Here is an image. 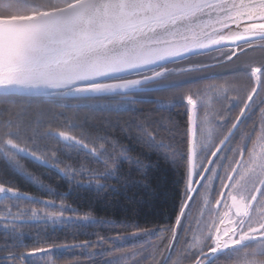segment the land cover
<instances>
[{
	"label": "snow or ice",
	"instance_id": "6c2138e0",
	"mask_svg": "<svg viewBox=\"0 0 264 264\" xmlns=\"http://www.w3.org/2000/svg\"><path fill=\"white\" fill-rule=\"evenodd\" d=\"M0 264H264V0H0Z\"/></svg>",
	"mask_w": 264,
	"mask_h": 264
},
{
	"label": "trees",
	"instance_id": "16d2710c",
	"mask_svg": "<svg viewBox=\"0 0 264 264\" xmlns=\"http://www.w3.org/2000/svg\"><path fill=\"white\" fill-rule=\"evenodd\" d=\"M174 118L183 124L186 117L183 114V109L180 110V115L173 113ZM127 144V141H123ZM156 160V157L152 158ZM135 179H145L141 174H136ZM147 183L150 185V189L154 194L146 195L142 189L134 190L139 191L137 197L141 203L134 205L137 213L136 221L144 226L164 225L171 223L174 219L173 213L177 210L180 193L183 190V185L180 182L181 176L177 170L171 167H165L161 165L159 168H154L146 178ZM56 187L57 183L63 184L62 181L56 180L46 181ZM17 183H20L17 181ZM23 191H27L34 195L43 196V193L38 192L34 187L21 185ZM59 191L67 192V187H60ZM68 203H73L79 206L81 209H87L89 207L96 210L97 214L106 217H119L125 218L126 213L122 210L123 205H117L115 207L106 206L103 202H96L91 197L83 192L73 193L67 197ZM88 236L73 237L70 233L57 232L55 239L57 243H71L74 239L83 240L89 239ZM27 243H33L32 240L26 241ZM70 254H66L63 260H71Z\"/></svg>",
	"mask_w": 264,
	"mask_h": 264
},
{
	"label": "flooded vegetation",
	"instance_id": "af4514ba",
	"mask_svg": "<svg viewBox=\"0 0 264 264\" xmlns=\"http://www.w3.org/2000/svg\"><path fill=\"white\" fill-rule=\"evenodd\" d=\"M259 114L257 113V116H258Z\"/></svg>",
	"mask_w": 264,
	"mask_h": 264
},
{
	"label": "rangeland",
	"instance_id": "374dc122",
	"mask_svg": "<svg viewBox=\"0 0 264 264\" xmlns=\"http://www.w3.org/2000/svg\"><path fill=\"white\" fill-rule=\"evenodd\" d=\"M258 56V54H256Z\"/></svg>",
	"mask_w": 264,
	"mask_h": 264
}]
</instances>
